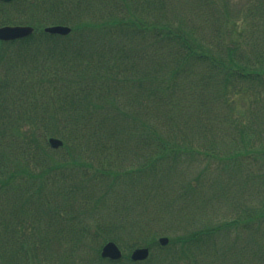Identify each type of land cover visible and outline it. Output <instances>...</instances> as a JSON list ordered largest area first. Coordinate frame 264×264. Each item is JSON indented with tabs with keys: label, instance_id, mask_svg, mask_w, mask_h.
<instances>
[{
	"label": "trees",
	"instance_id": "16d2710c",
	"mask_svg": "<svg viewBox=\"0 0 264 264\" xmlns=\"http://www.w3.org/2000/svg\"><path fill=\"white\" fill-rule=\"evenodd\" d=\"M19 4L73 30L0 42V264H264V0H16L0 16ZM158 226L183 233L161 250ZM128 236L146 260L100 256Z\"/></svg>",
	"mask_w": 264,
	"mask_h": 264
},
{
	"label": "rangeland",
	"instance_id": "374dc122",
	"mask_svg": "<svg viewBox=\"0 0 264 264\" xmlns=\"http://www.w3.org/2000/svg\"><path fill=\"white\" fill-rule=\"evenodd\" d=\"M32 11H34V12H31V15H29V16H27V19L29 18V20L30 21H32V18L33 17H38L39 19H42V20H48V21H51V20H53V19H55L54 17H49V18H47V17H44L43 15H44V11H43V9L41 8V7H39V8H35L34 10H32ZM24 12L22 11V14H23ZM4 14H7L6 15V19L7 18H12V17H14V16H17V15H15V14H13L9 9H5L4 10ZM27 15V14H26ZM23 17H26V16H24L23 15ZM19 18H22V16L20 15L19 16ZM6 71V70H5ZM4 71V69L2 70V73L0 72V75L1 76H3V74H6V72ZM232 96V95H231ZM189 166V165H188ZM194 166V167H193ZM203 167V165L201 166V164H200V161L199 162H196V161H194V165H192V167H191V169H196V171L197 170H200L201 168ZM249 167H250V165H249ZM216 167H214L213 169H215ZM257 168V167H256ZM187 166H183V167H179L178 169H176L174 172H173V174H172V178H171V184L172 185H174V186H176V184H175V180H176V177H178L181 173H185L187 170ZM218 169H221L220 167H218ZM249 169V168H248ZM252 169V168H251ZM166 172H164V174H165ZM210 173H212V171L210 170ZM186 174H189L188 172H186ZM166 175V174H165ZM167 176V175H166ZM212 176H213V174H212ZM163 177H165V176H163ZM168 177V176H167ZM158 178V177H157ZM169 178V177H168ZM150 179V178H149ZM170 179V178H169ZM155 180H156V178H155ZM154 180V183H153V181L152 180H149L148 182H147V184H148V187H147V189L149 188V193L147 192V189H145V188H143V189H145V191H146V193L145 192H141V189L142 188H139L138 189V191H139V193H138V196H137V198L141 195V200H140V202L138 203L137 202V205H138V207H137V209L138 210H142L144 207L145 208H147V207H149V206H151L152 205V197H153V195H155L156 197L158 196L157 195V187H156V181H158V180H156L155 181ZM163 182H164V184H163V186H165V188H170L169 187V184H170V182H167V179L165 178L164 180H163ZM107 183V181H104V182H98L97 183V185L98 186H104L105 184ZM162 186V187H163ZM105 187V186H104ZM200 189H201V187H200ZM219 189H220V185H218L217 187H216V189H215V191H214V195H215V202H216V205H217V203H218V191H219ZM204 190V188L202 189V190H199V193H198V195H194L195 197H203V195H205V193L206 192H204L203 191ZM48 193H49V195H47V196H50V197H54V198H57V199H63V197L62 198H59L58 196H56L55 194H53V192H50V191H47ZM132 192H134V191H132ZM129 192H128V190L125 188V191H122V188H120V189H118V196H121V195H123V196H125V195H127ZM135 195V192L134 193H131V195H129L128 197H127V199L129 200L126 204H128V207L127 208H125V209H123V211L124 212H127V211H129V212H133V211H135V209L134 208H132V205H131V203H130V201H132L133 200V198H135V197H133V195ZM147 195H148V197H147ZM108 199H110V197L112 198L113 196L109 193L108 194ZM106 197V198H107ZM131 197H133L132 199H131ZM150 197V198H149ZM106 198H103L104 200H102V201H107L106 200ZM136 200H138V199H136ZM43 201L44 200H42V202L41 203H35V207H36V210L38 211V217H39V219H40V223L41 222H45L46 220H47V214H46V212H45V205H44V203H43ZM65 201L67 202V200L65 199ZM141 201L142 202H145V203H141ZM196 201V200H195ZM203 202V201H202ZM197 204L195 205V207L198 209V212H196V214H193V216L192 217H190V218H192V224L194 223V222H197L198 220H197V217H200V214H202L203 212H204V210H203V208H204V202H203V206H202V204L200 203V201H197L196 202ZM187 205V204H186ZM187 206H190L189 204L187 205ZM191 207V209H186L183 213H186V214H189L190 212V214H192V213H194L195 212V210L196 209H194V207H192V206H190ZM216 213H217V215H219V210L218 209H216ZM73 216V215H72ZM57 218H59V216H57ZM84 222L87 224V225H89V226H93L94 225V217H90V216H88V217H86V219H84ZM192 224H190L189 226H191ZM188 226V227H189ZM182 230H180L179 228H174L173 226H170L169 228H167V229H165V228H162L161 226H158L157 228H156V230H155V232H153V233H148L147 235H149L150 236V238L151 237H156L157 236V238L160 236H169V234L170 235H176V234H180V233H183V232H181ZM170 237V236H169ZM127 241V242H126ZM124 243L123 244H119L120 245V247L122 248V250L124 251V253L126 254V253H129L131 250H129V248L130 249H132L133 248V244L131 243V238L128 236V237H126L125 239H124V241H123ZM169 246H170V244H168ZM101 246V245H100ZM136 248V247H135ZM134 249V248H133ZM132 249V250H133ZM163 249V247L161 248V250ZM52 253L55 251V252H57L58 254H59V252L61 253L60 254V256L63 254L62 253V250L65 252V249H61V248H58V246H56V245H52ZM71 250V249H70ZM99 250H100V248H99ZM161 250H157V248H155L154 247V249H153V251H154V257L155 256H158V253L161 251ZM66 254H67V252H66ZM165 254V253H164ZM26 255H28V254H26ZM87 255H91V253H87ZM41 259H42V256H41ZM43 259H45V258H43ZM47 259V258H46ZM78 260H79V257H75V254H74V252H73V250H71V253H70V262H71V264H74L75 263V261L76 262H78ZM88 260V262H91L89 259H87ZM33 261L34 262H37L36 260H34V258H33V256H31V255H29V257H28V259H27V257L25 258V259H18L17 260V262L15 263V264H31V263H33ZM49 261L50 262H53V264L55 263V264H59V262H60V257L58 256H56V254L55 253H53L52 255H51V259H49ZM48 261H46V263L45 264H48L47 263ZM70 264V263H69Z\"/></svg>",
	"mask_w": 264,
	"mask_h": 264
},
{
	"label": "water",
	"instance_id": "95a60500",
	"mask_svg": "<svg viewBox=\"0 0 264 264\" xmlns=\"http://www.w3.org/2000/svg\"><path fill=\"white\" fill-rule=\"evenodd\" d=\"M49 32L52 33H60V34H66L69 32V28L65 26H53V27H48L46 29ZM32 32L31 27H1L0 28V39L7 40V39H15V38H20L29 35ZM50 142L53 146H58L61 144L60 140L57 139H50ZM168 239L167 238H161L160 242L162 244L167 243ZM148 249L147 248H139L136 249L132 253V258L133 259H144L148 256ZM102 255L104 257H109L111 259H119L121 257V251L117 247V245L114 242H109L107 243L103 249H102Z\"/></svg>",
	"mask_w": 264,
	"mask_h": 264
}]
</instances>
